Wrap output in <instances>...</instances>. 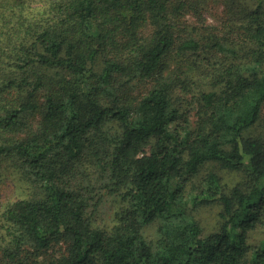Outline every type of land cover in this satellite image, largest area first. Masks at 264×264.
Here are the masks:
<instances>
[{
	"label": "trees",
	"instance_id": "trees-1",
	"mask_svg": "<svg viewBox=\"0 0 264 264\" xmlns=\"http://www.w3.org/2000/svg\"><path fill=\"white\" fill-rule=\"evenodd\" d=\"M217 1L244 9L216 25L209 0H0V168L34 187L0 210V264H264V0ZM208 162L243 179L189 186ZM99 193L120 203L110 228ZM214 202L204 234L194 208Z\"/></svg>",
	"mask_w": 264,
	"mask_h": 264
},
{
	"label": "rangeland",
	"instance_id": "rangeland-1",
	"mask_svg": "<svg viewBox=\"0 0 264 264\" xmlns=\"http://www.w3.org/2000/svg\"><path fill=\"white\" fill-rule=\"evenodd\" d=\"M204 1V0H203ZM209 9L204 10V17L211 24L220 25L227 18L232 17L231 11H237L244 9L242 5H235L234 8L229 7L228 4H224L221 1L209 0ZM201 9V8H200ZM177 54L172 58V67L176 63ZM194 60V59H193ZM192 63V62H191ZM3 167L0 168V210L5 208L11 202L19 199L30 197L34 192V187L27 177H24L23 169L15 164V160L6 159ZM216 173L217 182L224 192H229L238 182L243 179V173L237 170H230L223 168L218 163L208 162L200 169V171L194 175L193 178L188 181L189 186H193V183H198L203 180L209 173ZM96 182V178L92 179ZM191 188V187H189ZM198 190H195L198 192ZM98 200L96 213L94 216V223L101 227L110 228L116 220V211L120 207L118 198L113 194L102 193L97 194ZM97 202V201H96ZM223 206L219 202L211 204H202L194 208V213L201 223L203 233L208 234L216 230L221 223L220 212ZM1 223V222H0ZM156 225H150L146 234L149 238L154 235ZM264 236V226H258L250 232L249 240L251 243L259 241ZM3 233L0 227V248L3 246ZM59 247H55L50 251L53 254L54 250ZM55 254V253H54ZM44 256V255H43ZM42 256V257H43Z\"/></svg>",
	"mask_w": 264,
	"mask_h": 264
}]
</instances>
